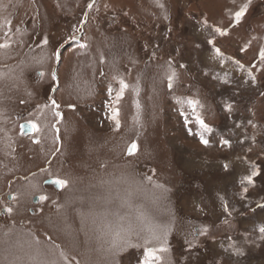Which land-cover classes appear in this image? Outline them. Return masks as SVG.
<instances>
[{
	"label": "rangeland",
	"instance_id": "374dc122",
	"mask_svg": "<svg viewBox=\"0 0 264 264\" xmlns=\"http://www.w3.org/2000/svg\"><path fill=\"white\" fill-rule=\"evenodd\" d=\"M0 44V264H264V0H0Z\"/></svg>",
	"mask_w": 264,
	"mask_h": 264
},
{
	"label": "snow or ice",
	"instance_id": "6c2138e0",
	"mask_svg": "<svg viewBox=\"0 0 264 264\" xmlns=\"http://www.w3.org/2000/svg\"><path fill=\"white\" fill-rule=\"evenodd\" d=\"M92 5L89 4V8H91ZM244 11L245 9L244 8H241L240 11H238L235 15H236V18L239 19L243 14H244ZM216 31H220V29H216ZM223 34V33H221ZM211 43V41H209ZM45 43H47V41H45ZM3 47H7L6 44H0V48H3ZM217 51V54H219V49L216 50ZM56 55V58L59 59V50H57V52L55 53ZM262 57H264V53L261 54ZM55 78V76L53 77ZM191 103V102H190ZM53 105H55V101H53ZM58 107V106H56ZM57 115H59V113H57ZM113 118H115V114L113 115ZM198 122L200 123L201 127L204 128L205 131H210V129L208 128V126L206 124H204V122L202 120H198ZM117 126H119V123L117 122ZM33 128H35V125H32ZM202 143L204 144H207V141L206 140H202ZM225 143H227V141H225ZM136 144L133 142L130 146V148L128 149V154L131 155L135 150H136ZM225 167H227V165H225ZM257 175V173L255 171L252 172V175L251 176H247L245 177L244 179L247 180V182L249 184L252 183V177ZM51 183L57 185L58 187H64L66 184H67V181L66 180H63V179H53L51 181ZM244 191H247V189L245 188ZM40 200H44L46 199L45 196H40L39 197ZM227 206H225V211H227ZM6 211L8 212H11L12 209L11 208H8L6 209ZM260 232L264 233V226L260 227ZM166 249H159V251H165ZM158 251L157 249H145V252H144V259L141 261V264H152V262L154 260H158L159 258L155 256V252Z\"/></svg>",
	"mask_w": 264,
	"mask_h": 264
},
{
	"label": "water",
	"instance_id": "95a60500",
	"mask_svg": "<svg viewBox=\"0 0 264 264\" xmlns=\"http://www.w3.org/2000/svg\"><path fill=\"white\" fill-rule=\"evenodd\" d=\"M20 134L22 135H32L33 134V128L30 124L28 123H23L20 126ZM52 180H47L46 182H44V184L46 186H52L54 187L56 190H60V187H58L57 185L51 183ZM37 202V198H35L34 203Z\"/></svg>",
	"mask_w": 264,
	"mask_h": 264
}]
</instances>
